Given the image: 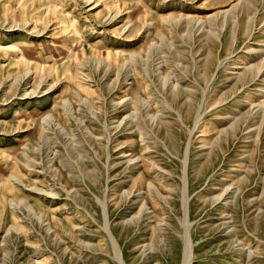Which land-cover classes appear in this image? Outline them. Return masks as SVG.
Wrapping results in <instances>:
<instances>
[{
	"label": "rangeland",
	"instance_id": "rangeland-1",
	"mask_svg": "<svg viewBox=\"0 0 264 264\" xmlns=\"http://www.w3.org/2000/svg\"><path fill=\"white\" fill-rule=\"evenodd\" d=\"M263 58L264 0H0V264H181L184 215L192 264H264V120H215Z\"/></svg>",
	"mask_w": 264,
	"mask_h": 264
},
{
	"label": "bare ground",
	"instance_id": "bare-ground-1",
	"mask_svg": "<svg viewBox=\"0 0 264 264\" xmlns=\"http://www.w3.org/2000/svg\"><path fill=\"white\" fill-rule=\"evenodd\" d=\"M252 2V1H251ZM253 4V3H252ZM254 8V7H253ZM241 10H243V9H241ZM229 11H223L222 13L224 14V15H226L227 13H228ZM244 12V11H243ZM243 12H242V14H243ZM247 12H249V11H247ZM241 14V13H240ZM249 14V13H248ZM225 19V18H224ZM233 19V18H232ZM234 19H236V18H234ZM249 19V18H248ZM199 21V20H198ZM225 21L226 20H224L223 22H222V26H221V28L220 29H222L223 27H224V24H225ZM237 22V21H236ZM226 24H227V21H226ZM225 24V25H226ZM231 24V23H230ZM232 25V24H231ZM236 25V24H235ZM234 36H235V32H234V29L232 28V32H231V38H232V40L234 41ZM8 65V64H7ZM27 75V73L24 75V76H26ZM235 81V84L237 85V84H240L241 85V87L243 86L244 87V85H252V87H253V89H252V93L253 92H255V93H257L258 94V96L260 97V98H264V58L263 59H261L258 63H256V64H253L252 66H250V67H245V68H243V70L241 71V72H239V73H237L236 74V79L234 80ZM210 83V82H209ZM176 87V86H175ZM242 87V88H243ZM177 88V87H176ZM248 88V87H247ZM174 89V88H173ZM239 89H237V91H238ZM178 92H176L177 93V95H176V97H181L183 100H184V103H185V105L187 106V110H188V113L189 114H191V104H193L192 103V101L190 100V93H191V91H187V90H184V89H180V90H177ZM203 91V90H202ZM241 91H243V90H241ZM246 91V90H245ZM32 93H34V91L32 90ZM236 93L237 92H234V93H232V96L233 95H236ZM245 95V94H244ZM238 96H240V95H238ZM252 96H254L253 94H252ZM236 97V96H235ZM232 98H234V97H232ZM237 99V106L238 105H240L242 108L243 107H249L248 108V110L245 112V113H243V114H241L240 116H238V114H239V112L242 110H240V108H239V110L238 111H236V110H232V108H231V111L230 112H227V113H223L222 111H221V113L219 114L218 112V118L217 119H215V120H217V122L219 123L220 122V124L221 123H225V122H229L230 123V125H229V127L228 128H226V129H224V130H221L220 132H219V134L222 136V137H225L226 136V138H227V135L228 136H233V134H234V132H235V130L237 129V128H239V127H243L245 130H246V133H245V135H243V139H245L246 141H249L250 142V139L252 138V126H254V124L255 123H257V121H259V118H261V122L264 120V100L262 101V102H258L257 104H255L254 102H252L251 100H250V96L249 95H246V97L244 96H242V97H240V98H236ZM202 102V101H201ZM206 104V101H203V103L200 105V102H199V104H198V106H197V108H196V110H195V113H194V128H196L198 125H199V123H200V121H201V119H202V116H203V112L204 111H202V108L204 107V105ZM214 106V104L211 106V107H213ZM194 109V108H193ZM226 109V108H225ZM188 114V115H189ZM192 116V115H191ZM45 122H46V124L48 125V126H51V127H53L55 130H60V129H62V126L58 123V122H56L54 119H53V117L51 116V115H47L46 117H45ZM138 125V124H137ZM140 128V127H139ZM254 131V130H253ZM259 132V131H258ZM237 133V132H236ZM235 133V134H236ZM225 135V136H224ZM237 135V134H236ZM225 138V139H226ZM229 138V137H228ZM233 140V139H232ZM188 150H187V147L185 148V150H184V160L182 161V162H184V161H186V155L188 154V152H187ZM140 158V157H139ZM141 159H143V160H145V162H146V160H149L150 158L149 157H147V158H141ZM142 160V161H143ZM129 161H131V160H129ZM141 161V160H140ZM141 161V162H142ZM147 166H148V168L149 169H153L154 170V172H156L157 170H160V168L158 167V164H156L155 162H150V163H147ZM185 171V170H184ZM165 172V171H164ZM182 173H183V171H182ZM185 174V173H184ZM141 175V174H140ZM158 177H160L161 175H157ZM140 177V176H139ZM186 177V176H185ZM161 178V177H160ZM141 179H143V178H141L140 177V181H142ZM145 179V178H144ZM153 179V178H152ZM162 180V179H161ZM184 180V179H183ZM15 181H16V179H15ZM19 182V181H18ZM144 182V181H143ZM160 182V181H159ZM140 183H142V182H140ZM184 184H185V182H183ZM186 185V184H185ZM148 188V189H147ZM147 193H149V200L150 201H152V203L153 204H155V205H158V202H157V197H156V191H157V188H155V186L154 185H152V183L151 182H149L148 183V185H147ZM154 188H155V190H154ZM164 188V187H163ZM228 189V188H227ZM184 192V191H183ZM182 192V190L180 191V194H181V196H180V199H181V204H183L184 205V200H185V204H186V199L184 198V193ZM183 193V194H182ZM38 194H40V193H38ZM167 197V196H166ZM220 198V196H218L216 199H219ZM101 203V205H103V202H100ZM228 205V204H227ZM145 207H146V202H144L141 206H140V208H139V211H138V213H137V215H139V217H145V218H148L149 216L145 213ZM183 208L185 207V206H182ZM187 207V206H186ZM183 211H184V209H182ZM28 212H30L31 213V215L32 214H34V212L32 211V209L31 208H29L28 207ZM185 214V213H184ZM35 215V214H34ZM136 215V217H138ZM223 217H225V216H223ZM37 219L38 220H40V218L39 217H37ZM41 221V220H40ZM180 226H181V228H182V238H183V248H182V254H181V264H192V262H193V253H192V247L190 246V243H189V239H188V235H187V232H188V229H189V224H188V221H187V218H186V215H184V217L182 218V220L180 221ZM103 229L105 230V232H106V221H104L103 222ZM15 231H16V233H19V230H17L16 228H15ZM233 232V231H232ZM229 235V234H228ZM237 234L236 233H234L233 232V234L231 233L230 234V236L229 237H231V236H236ZM237 237V236H236ZM236 237H234V239L236 238ZM238 240V238L233 242V243H236V241ZM241 243H242V248L243 249H245L246 247H243L244 245H243V242L241 241ZM240 243V244H241ZM235 247V246H234ZM232 249V248H231ZM247 249V248H246ZM113 250V254H114V256L115 257H117V253H116V250L113 248L112 249ZM233 251H234V249H233ZM237 251V250H236ZM239 251V250H238ZM242 253V252H241ZM240 254V253H239ZM238 254V255H239ZM251 252L250 251H247V252H245V255H244V253H243V255L245 256V257H247V258H249V257H251ZM239 263V262H238Z\"/></svg>",
	"mask_w": 264,
	"mask_h": 264
}]
</instances>
